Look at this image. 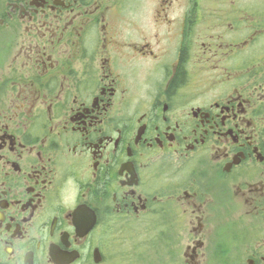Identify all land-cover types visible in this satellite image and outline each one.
I'll list each match as a JSON object with an SVG mask.
<instances>
[{
    "label": "flooded vegetation",
    "instance_id": "obj_1",
    "mask_svg": "<svg viewBox=\"0 0 264 264\" xmlns=\"http://www.w3.org/2000/svg\"><path fill=\"white\" fill-rule=\"evenodd\" d=\"M135 229L264 264V0H0V264Z\"/></svg>",
    "mask_w": 264,
    "mask_h": 264
},
{
    "label": "rangeland",
    "instance_id": "obj_2",
    "mask_svg": "<svg viewBox=\"0 0 264 264\" xmlns=\"http://www.w3.org/2000/svg\"><path fill=\"white\" fill-rule=\"evenodd\" d=\"M148 238L144 230L136 229L128 230L127 234L122 235L120 240L121 258L117 264H182V261L179 260L180 256L177 255L181 251L178 246L179 241L178 244L169 246L166 240L155 238L148 242L146 241ZM130 245H134L135 252L133 249L130 252L128 249ZM155 248L157 251L148 255L147 252H152Z\"/></svg>",
    "mask_w": 264,
    "mask_h": 264
}]
</instances>
